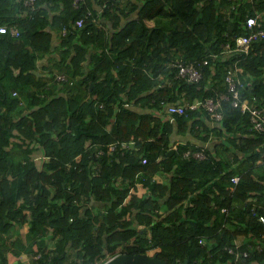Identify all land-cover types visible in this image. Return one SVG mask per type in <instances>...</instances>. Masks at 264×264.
I'll list each match as a JSON object with an SVG mask.
<instances>
[{"label":"trees","instance_id":"16d2710c","mask_svg":"<svg viewBox=\"0 0 264 264\" xmlns=\"http://www.w3.org/2000/svg\"><path fill=\"white\" fill-rule=\"evenodd\" d=\"M24 1L0 0V26L19 31L0 34L1 243L27 226L30 246L38 247L31 264H102L154 248L169 264H264V132L228 101L213 126L202 107L175 122L164 109L226 92V72L235 67L244 83L240 99L264 105V38L248 55L222 54L223 45L250 33L249 17L262 15L264 26V0H138L134 18L119 12L120 0H86L79 9L72 0H39L35 10ZM50 27L59 32L61 53L45 81L35 70L55 49ZM206 59L200 84L172 67L175 60ZM61 74L69 81L58 82ZM78 86L87 98L73 95ZM187 134L202 145L182 140L174 151ZM15 138L21 141L11 147ZM131 139L144 140L146 165L138 152L94 154L95 144ZM26 142L47 157L42 169ZM202 148L204 160L183 157ZM138 174L147 195L125 203ZM161 174L168 182L153 180ZM75 200L97 205L91 210ZM0 264H7L3 254Z\"/></svg>","mask_w":264,"mask_h":264},{"label":"built area","instance_id":"2783aa9c","mask_svg":"<svg viewBox=\"0 0 264 264\" xmlns=\"http://www.w3.org/2000/svg\"><path fill=\"white\" fill-rule=\"evenodd\" d=\"M39 0H25L24 5L31 10H35V4ZM105 5L111 2H117L119 0H104ZM86 0H72V6L74 9H79L81 6L84 5ZM92 16L91 13L88 14V16L85 19H81L77 22V26L81 27L85 20L90 18ZM263 19L262 15L257 14L256 16L249 17L246 21V26L248 30H250V33L247 35H240L235 37L234 42L235 45L233 46L231 43H227L226 45H223L222 54L223 55H229L231 53H240V54H246L248 55L251 51V48L253 47V43L261 40L264 38V26L262 24ZM10 33L13 36H18L19 31L15 27L7 28V26H0V34H6ZM210 56L216 57V55L211 54ZM208 65V60H203L202 62H185L183 60H175L172 63V67H175L178 70L177 77L182 78L189 83L192 84H200L203 80V66ZM238 71H241L237 67L230 68L225 75V83H226V92H223L216 97L206 99L205 101H200L198 99L193 100L192 102H189V104H166L164 106L165 113L169 117L170 122H175L177 116H187L188 110L190 111H196L200 107H202L204 110H206L208 116L211 120V126H213L216 123H219L223 119V112H222V104L224 101L231 102L232 107L238 108L243 113H248L250 115V120L252 127L259 131L264 132V105H261L257 103V98L253 97V101L248 100H241L240 99V89L244 88V83L240 80V78L237 76ZM58 82H67L69 81V78H67L65 75H58L57 76ZM70 86H74L75 82L70 81ZM200 88V87H199ZM16 95V93H14ZM99 107L105 108V105L103 103L99 104ZM166 139L169 140L170 137L166 136ZM144 140H136L131 139L130 141L126 142H113L109 144H95L93 146V151L96 157H115L118 154L124 155L126 152H138V156H140L141 162L143 165H146L148 163V159L140 154L141 152V143H143ZM182 142V139H177L172 144V149L174 151H177L179 148V144ZM92 146V144L89 143V148ZM206 149L202 148L200 150H192L188 149L183 153V157L185 158H195L199 160L206 159ZM81 161V157L76 158V165ZM98 163L95 165L97 167ZM78 166V165H77ZM77 169V167H75ZM100 170V169H98ZM162 175V174H161ZM140 174L137 175V178H139ZM160 175H155L153 180L156 182H159ZM233 182L237 185L240 177H234ZM137 192L138 193H144V184L143 182H137L136 184ZM131 195V194H130ZM76 204H79L77 201H75ZM229 209L223 208L221 210L222 213H228ZM260 222L264 225V216L260 217ZM202 243V242H201ZM232 252V251H231ZM41 257L40 254L35 255L34 259H39Z\"/></svg>","mask_w":264,"mask_h":264},{"label":"crops","instance_id":"0c3cea01","mask_svg":"<svg viewBox=\"0 0 264 264\" xmlns=\"http://www.w3.org/2000/svg\"><path fill=\"white\" fill-rule=\"evenodd\" d=\"M134 4H140L138 0H120L119 3V8H120V13L122 14H128L131 13L132 17L134 18L137 14L135 11L132 10ZM96 6V5H95ZM97 7V6H96ZM95 7V8H96ZM130 16V18H131ZM148 26H153V21L152 20H147L146 21ZM111 25L109 21H106L105 25ZM48 34H49V39L51 40L53 46L55 49L52 50L50 54H47L37 60V65H36V70L35 73L39 77H43L45 81L48 80L49 76V69H53V67L58 64V61L60 59V51L56 49L57 45L59 44V32L54 28L50 27L48 29ZM88 64V62H87ZM85 73L87 70L85 69ZM15 75L19 73V69H14ZM163 77V76H161ZM83 79L84 77H80ZM78 80V78H77ZM50 81V80H49ZM50 83V82H49ZM73 95L78 98V99H83L84 97L87 98L88 93L87 90L84 89L82 86H78L74 92ZM85 99V98H84ZM177 139H182L183 141H191V145L195 144L194 146H201L202 142L198 141L196 138L192 137L191 134H187L186 137L180 138L178 137ZM188 139V140H187ZM20 139L15 138L12 140L11 147L14 145H17L20 143ZM28 145H30V149L32 148V152L30 153V158L32 156L37 157L38 153H40V149L36 148L37 146L34 143L29 144V142H26ZM26 144V145H27ZM205 147L208 146V144L204 145ZM42 153V151H41ZM22 156V155H21ZM37 158L40 159V156ZM46 158L43 155V160H39L38 162H35L36 167L40 170L43 168L44 162L46 161ZM16 160H20V157L15 155ZM33 160V159H32ZM40 163V165L38 164ZM168 180L167 175H160L159 177V183H166ZM27 233H28V227L27 226H22L20 228H14V230L11 232L10 235L5 236L6 243L2 244L3 240L1 241L0 238V254H3V257L6 259L7 264H31V256L37 252L38 247L35 245L33 246H28L27 241ZM2 245V246H1ZM159 251V248H154L150 249L148 253L153 256L156 252ZM180 263V262H179Z\"/></svg>","mask_w":264,"mask_h":264},{"label":"water","instance_id":"95a60500","mask_svg":"<svg viewBox=\"0 0 264 264\" xmlns=\"http://www.w3.org/2000/svg\"><path fill=\"white\" fill-rule=\"evenodd\" d=\"M93 85H91V90ZM104 264H169L161 259L158 255L153 256L146 253H137V254H118L112 257L110 260ZM171 264H176V261ZM185 264H189V260L185 261Z\"/></svg>","mask_w":264,"mask_h":264},{"label":"clouds","instance_id":"9594fccd","mask_svg":"<svg viewBox=\"0 0 264 264\" xmlns=\"http://www.w3.org/2000/svg\"><path fill=\"white\" fill-rule=\"evenodd\" d=\"M98 106H99V104H97ZM100 108V107H99ZM101 109V108H100ZM102 109H104V108H102ZM114 121L115 120H112V123L107 127V129L108 130H110L111 129V127H112V124L114 123ZM117 142V141H116ZM139 175V174H138ZM136 179H137V182H140L139 181V178H137V176H136ZM137 182H136V184H137ZM159 183V182H158ZM136 184H135V187L134 188H132L131 190H130V193H129V195H128V197H127V199H126V201H125V203L126 202H128L131 198H132V195H136V196H138V197H145L146 195H147V190L145 189V187H144V189H145V192L144 193H138L137 192V187H136ZM143 184H144V182H143ZM131 194V195H130ZM75 201H77L79 204H76V205H82V204H85L84 202H86L87 204H85L86 206H87V208H91L92 209V207H93V205H95L96 203H94V202H90V203H88L87 201H78V200H75ZM108 214V213H107ZM115 219H116V216H115ZM148 253V252H147ZM149 254V253H148ZM156 254V253H155ZM154 254V255H155ZM150 255V254H149ZM116 256V255H115ZM114 257V256H113ZM112 258V257H111ZM110 258V259H111ZM110 259H108V260H110ZM108 260H106L105 262H107ZM104 262V263H105ZM104 263H102V264H104ZM176 264H178V262L176 261Z\"/></svg>","mask_w":264,"mask_h":264},{"label":"rangeland","instance_id":"374dc122","mask_svg":"<svg viewBox=\"0 0 264 264\" xmlns=\"http://www.w3.org/2000/svg\"><path fill=\"white\" fill-rule=\"evenodd\" d=\"M38 156H40V159L37 158ZM38 156H37V157L32 156L31 159H33V161H35V162H38V159H39V160H41V159L43 160V153H41V151H40V153H38ZM38 164L40 165V163H38ZM166 182H168V180H167ZM95 205H97V204H95ZM91 210H92V209H91ZM107 215H108L107 217H108L109 220H114V219H115V213H108ZM139 228L142 229V228H144V226H140ZM29 241H30V240H29ZM29 241H27L28 246H30V245L32 244V243H30ZM32 246H33V245H32ZM109 259H110V258H109ZM106 260H108V259H106ZM106 260H105V261H106ZM105 261H103V263H104Z\"/></svg>","mask_w":264,"mask_h":264}]
</instances>
